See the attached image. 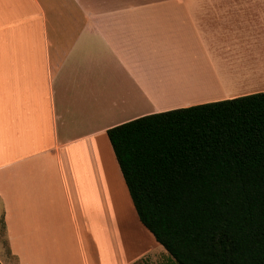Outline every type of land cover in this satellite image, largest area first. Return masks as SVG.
Returning a JSON list of instances; mask_svg holds the SVG:
<instances>
[{
  "label": "crops",
  "instance_id": "1",
  "mask_svg": "<svg viewBox=\"0 0 264 264\" xmlns=\"http://www.w3.org/2000/svg\"><path fill=\"white\" fill-rule=\"evenodd\" d=\"M263 92L264 0H0V263L176 264L108 130Z\"/></svg>",
  "mask_w": 264,
  "mask_h": 264
},
{
  "label": "trees",
  "instance_id": "2",
  "mask_svg": "<svg viewBox=\"0 0 264 264\" xmlns=\"http://www.w3.org/2000/svg\"><path fill=\"white\" fill-rule=\"evenodd\" d=\"M108 137L140 222L176 264H264V92Z\"/></svg>",
  "mask_w": 264,
  "mask_h": 264
},
{
  "label": "rangeland",
  "instance_id": "3",
  "mask_svg": "<svg viewBox=\"0 0 264 264\" xmlns=\"http://www.w3.org/2000/svg\"><path fill=\"white\" fill-rule=\"evenodd\" d=\"M139 222H140V220L136 219L135 225H133L132 223L130 224V232L131 233L129 235L127 234V232L124 233V242L125 243L127 241H129V238H130L131 242L134 241L136 246H140V244H138V243H142L145 240V235L143 233L145 231L139 225ZM140 224H141V222H140ZM121 225L125 226V228L127 227V222L126 221L123 222V217L121 220ZM145 230H147V229H145ZM133 232H134V234H133ZM147 263H155V262L153 260L147 259V260L139 261L137 264H147Z\"/></svg>",
  "mask_w": 264,
  "mask_h": 264
}]
</instances>
